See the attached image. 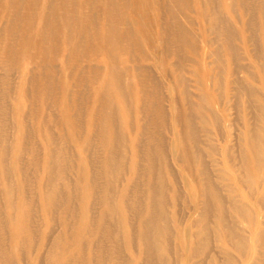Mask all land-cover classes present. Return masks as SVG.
<instances>
[{"label":"bare ground","instance_id":"6f19581e","mask_svg":"<svg viewBox=\"0 0 264 264\" xmlns=\"http://www.w3.org/2000/svg\"><path fill=\"white\" fill-rule=\"evenodd\" d=\"M0 264H264V0H0Z\"/></svg>","mask_w":264,"mask_h":264},{"label":"rangeland","instance_id":"374dc122","mask_svg":"<svg viewBox=\"0 0 264 264\" xmlns=\"http://www.w3.org/2000/svg\"><path fill=\"white\" fill-rule=\"evenodd\" d=\"M61 62V61H60ZM60 62H58V65L59 66H61V63ZM18 80V79H17ZM26 86H27V88L28 89H32L31 87H30V84L28 85V84H26ZM22 103H23V107H25V109H29L30 108V103H29V101L27 100V98H23L22 99Z\"/></svg>","mask_w":264,"mask_h":264}]
</instances>
